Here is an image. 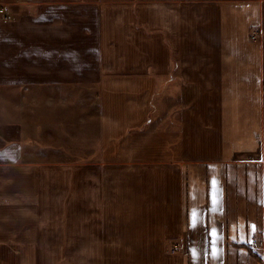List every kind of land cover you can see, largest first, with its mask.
Returning a JSON list of instances; mask_svg holds the SVG:
<instances>
[{
	"label": "crops",
	"instance_id": "crops-1",
	"mask_svg": "<svg viewBox=\"0 0 264 264\" xmlns=\"http://www.w3.org/2000/svg\"><path fill=\"white\" fill-rule=\"evenodd\" d=\"M0 9V87L96 88L100 142L26 159L0 120V264H264V0Z\"/></svg>",
	"mask_w": 264,
	"mask_h": 264
},
{
	"label": "rangeland",
	"instance_id": "rangeland-1",
	"mask_svg": "<svg viewBox=\"0 0 264 264\" xmlns=\"http://www.w3.org/2000/svg\"><path fill=\"white\" fill-rule=\"evenodd\" d=\"M96 90L75 86L0 87V120L24 119L26 159H97L100 142ZM172 117L168 118L171 122ZM169 121L164 119L163 125ZM8 202L9 198L0 196V205ZM8 217L12 215L0 214V224ZM169 249L177 251L172 246Z\"/></svg>",
	"mask_w": 264,
	"mask_h": 264
},
{
	"label": "trees",
	"instance_id": "trees-1",
	"mask_svg": "<svg viewBox=\"0 0 264 264\" xmlns=\"http://www.w3.org/2000/svg\"><path fill=\"white\" fill-rule=\"evenodd\" d=\"M247 248L249 249V251L251 252V254L253 256H255L258 259H261V253L258 252L257 250H255L253 247L247 246Z\"/></svg>",
	"mask_w": 264,
	"mask_h": 264
},
{
	"label": "snow or ice",
	"instance_id": "snow-or-ice-1",
	"mask_svg": "<svg viewBox=\"0 0 264 264\" xmlns=\"http://www.w3.org/2000/svg\"><path fill=\"white\" fill-rule=\"evenodd\" d=\"M213 183H215V182H213ZM196 214H195V212L193 213V225H195L196 224ZM254 227V226H253ZM214 231V233H215V230H213Z\"/></svg>",
	"mask_w": 264,
	"mask_h": 264
},
{
	"label": "built area",
	"instance_id": "built-area-1",
	"mask_svg": "<svg viewBox=\"0 0 264 264\" xmlns=\"http://www.w3.org/2000/svg\"><path fill=\"white\" fill-rule=\"evenodd\" d=\"M0 11H3V9H0ZM260 243H262V242H260Z\"/></svg>",
	"mask_w": 264,
	"mask_h": 264
}]
</instances>
